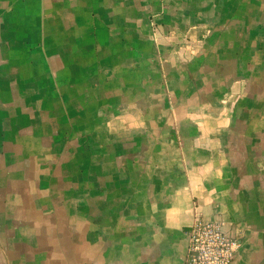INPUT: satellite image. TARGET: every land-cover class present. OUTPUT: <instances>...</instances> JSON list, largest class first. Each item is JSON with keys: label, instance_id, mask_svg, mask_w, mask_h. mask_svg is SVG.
<instances>
[{"label": "crops", "instance_id": "0c3cea01", "mask_svg": "<svg viewBox=\"0 0 264 264\" xmlns=\"http://www.w3.org/2000/svg\"><path fill=\"white\" fill-rule=\"evenodd\" d=\"M197 217L264 264V0H0V264H188Z\"/></svg>", "mask_w": 264, "mask_h": 264}, {"label": "built area", "instance_id": "2783aa9c", "mask_svg": "<svg viewBox=\"0 0 264 264\" xmlns=\"http://www.w3.org/2000/svg\"><path fill=\"white\" fill-rule=\"evenodd\" d=\"M238 237L228 235L218 222L197 217L189 234L188 264H233L242 248Z\"/></svg>", "mask_w": 264, "mask_h": 264}]
</instances>
